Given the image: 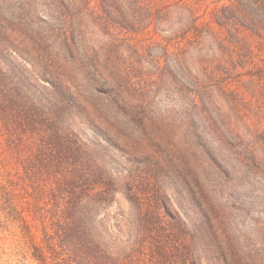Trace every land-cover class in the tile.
Here are the masks:
<instances>
[{
	"label": "trees",
	"instance_id": "16d2710c",
	"mask_svg": "<svg viewBox=\"0 0 264 264\" xmlns=\"http://www.w3.org/2000/svg\"><path fill=\"white\" fill-rule=\"evenodd\" d=\"M0 234L35 264H264V0H0Z\"/></svg>",
	"mask_w": 264,
	"mask_h": 264
},
{
	"label": "rangeland",
	"instance_id": "374dc122",
	"mask_svg": "<svg viewBox=\"0 0 264 264\" xmlns=\"http://www.w3.org/2000/svg\"><path fill=\"white\" fill-rule=\"evenodd\" d=\"M212 9L213 7H203L201 12L203 13L205 10L210 12ZM81 133L85 141L92 142L93 133L89 127L84 126ZM160 186L166 189L169 195H171L176 208L180 212L186 213L187 203L184 201V198L179 195L180 190L177 181L172 176H162ZM0 239V264H35L29 259H24L21 255H18L15 251H13L11 241L7 235L0 234Z\"/></svg>",
	"mask_w": 264,
	"mask_h": 264
}]
</instances>
